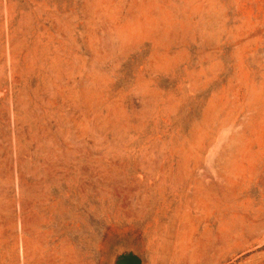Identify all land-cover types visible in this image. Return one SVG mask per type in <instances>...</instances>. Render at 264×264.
Instances as JSON below:
<instances>
[{"label":"rangeland","instance_id":"rangeland-1","mask_svg":"<svg viewBox=\"0 0 264 264\" xmlns=\"http://www.w3.org/2000/svg\"><path fill=\"white\" fill-rule=\"evenodd\" d=\"M264 264V0H0V264Z\"/></svg>","mask_w":264,"mask_h":264},{"label":"water","instance_id":"water-1","mask_svg":"<svg viewBox=\"0 0 264 264\" xmlns=\"http://www.w3.org/2000/svg\"><path fill=\"white\" fill-rule=\"evenodd\" d=\"M111 264H143V260L135 250L121 245L113 253Z\"/></svg>","mask_w":264,"mask_h":264}]
</instances>
